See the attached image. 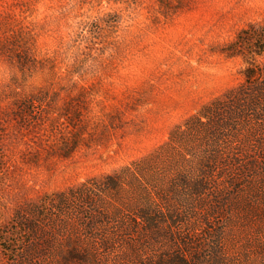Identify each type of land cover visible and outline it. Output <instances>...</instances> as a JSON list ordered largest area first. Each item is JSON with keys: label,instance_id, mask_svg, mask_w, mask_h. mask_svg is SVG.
Listing matches in <instances>:
<instances>
[{"label": "rangeland", "instance_id": "1", "mask_svg": "<svg viewBox=\"0 0 264 264\" xmlns=\"http://www.w3.org/2000/svg\"><path fill=\"white\" fill-rule=\"evenodd\" d=\"M256 29L264 0H0V264H264L260 130L246 140L245 172L219 170L218 202L188 221L162 220L148 237L133 217L147 203L174 209L169 177H153L148 192L106 189L36 214L153 152L244 83L264 65V51L240 53V36ZM20 209L31 211L16 227ZM131 215L126 235L116 226Z\"/></svg>", "mask_w": 264, "mask_h": 264}, {"label": "trees", "instance_id": "2", "mask_svg": "<svg viewBox=\"0 0 264 264\" xmlns=\"http://www.w3.org/2000/svg\"><path fill=\"white\" fill-rule=\"evenodd\" d=\"M244 35L240 36L244 47L240 51L242 55H247L252 47L257 54L264 51V31H245ZM245 74L244 83L215 97L184 122L175 125L168 139L153 152L106 175L101 182L82 183L78 188L48 198L43 206L44 211H36L37 216L45 215L47 208L74 202L76 196L82 198V202H87L86 197L96 191H114L127 186L148 192L153 186V177H169L164 190L168 197L164 199L165 203H173L175 207L165 211L160 206L147 203L140 208L133 218L144 223L142 237H148L149 229L156 223H162V220L174 225L179 220L188 221L195 216L196 209L206 203L218 202L220 187L216 176L219 170L220 174L227 171L245 172L247 167L242 160L248 152L246 140L251 130H260L258 136L264 134V123L254 127L251 124L254 119L264 122V65H255ZM67 193L75 196L72 198ZM214 206L213 211L218 208ZM29 211L20 209L16 212V227L28 222ZM133 218L131 215L125 222L118 220L117 229L126 235L131 234L136 223ZM98 222V217L91 214L87 227L96 228ZM109 242V239L104 240V244ZM180 262L186 264L183 259Z\"/></svg>", "mask_w": 264, "mask_h": 264}]
</instances>
